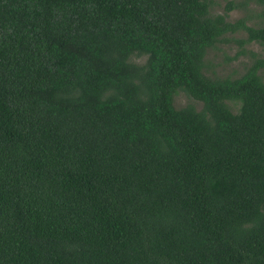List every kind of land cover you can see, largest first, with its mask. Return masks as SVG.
<instances>
[{"label": "trees", "instance_id": "obj_1", "mask_svg": "<svg viewBox=\"0 0 264 264\" xmlns=\"http://www.w3.org/2000/svg\"><path fill=\"white\" fill-rule=\"evenodd\" d=\"M239 26L264 47L209 0H0V264H264V59L203 70Z\"/></svg>", "mask_w": 264, "mask_h": 264}, {"label": "rangeland", "instance_id": "obj_2", "mask_svg": "<svg viewBox=\"0 0 264 264\" xmlns=\"http://www.w3.org/2000/svg\"><path fill=\"white\" fill-rule=\"evenodd\" d=\"M209 12L223 13L225 20L258 26L264 24V5L254 0H209ZM246 32L242 26L226 30L203 57V70L211 76H236L254 61L264 59V47L255 40L244 41ZM134 59L140 61L142 57ZM261 69V68H260ZM261 71L264 73V67ZM175 107L190 103L200 108V101L177 89L172 96Z\"/></svg>", "mask_w": 264, "mask_h": 264}]
</instances>
